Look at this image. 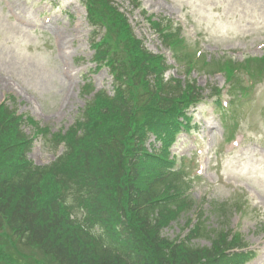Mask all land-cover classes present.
Returning a JSON list of instances; mask_svg holds the SVG:
<instances>
[{
  "label": "rangeland",
  "instance_id": "1",
  "mask_svg": "<svg viewBox=\"0 0 264 264\" xmlns=\"http://www.w3.org/2000/svg\"><path fill=\"white\" fill-rule=\"evenodd\" d=\"M140 3L149 15L170 19L181 27L189 52L194 51L196 58L199 54L206 58L228 56L240 62L248 56H261L264 51V0ZM126 5L128 2L123 9ZM85 18L84 8L76 0H0V103L9 104L14 99L19 114L53 130L69 126L82 107V75L87 74L96 89L110 92L107 70L94 73L90 64L92 52ZM130 21L135 35L143 39L149 51L170 56L140 10L132 11ZM168 62L175 66L171 57ZM176 70L175 66L167 75L174 73V77L183 79ZM239 77L244 85L251 84L245 70ZM191 78L206 89V96L208 87L219 89L225 85L219 71H194ZM221 101L228 102L223 108L230 111L232 100L225 90ZM239 101L238 126L230 143L225 141V131L233 121H224L225 113L216 107L215 99L206 98L193 111L191 131L180 135L173 152L187 163L193 178L188 194L195 207L190 218L200 220L203 212L208 218L206 225H226L240 232L257 253L248 264H264V79L252 85L250 94ZM54 155L46 143L38 141L29 157L35 164H47ZM200 165L206 168L201 175L197 172ZM215 207H223L224 214L220 216ZM185 233L175 224L164 231L170 239ZM192 243L209 244L205 239ZM0 259L12 264H52L39 261L35 251L18 246L6 229L0 231Z\"/></svg>",
  "mask_w": 264,
  "mask_h": 264
},
{
  "label": "trees",
  "instance_id": "2",
  "mask_svg": "<svg viewBox=\"0 0 264 264\" xmlns=\"http://www.w3.org/2000/svg\"><path fill=\"white\" fill-rule=\"evenodd\" d=\"M89 4V14L105 29L104 37L94 44L97 62L108 60L112 66L118 54L116 50L125 51L127 58L123 63L127 65L124 73H137V78H145L146 73L160 74L163 65L160 60L147 55L133 38L126 19L115 12L106 0H86ZM112 40V42H110ZM118 45L116 50L110 44ZM135 49V50H134ZM138 60H134V55ZM137 63V65H136ZM114 70V69H113ZM121 73V72H120ZM165 87L161 86V89ZM193 90L194 88L191 87ZM191 88L185 92L178 85L171 87L172 91L181 96H193ZM99 95L84 113V122L80 123L79 131L89 135L94 133L100 125L99 104L105 107L103 96ZM97 100V101H95ZM114 105V115L118 112L130 111L127 102ZM174 116V115H173ZM161 118L159 123L155 108L143 116L148 120L151 131L161 133L176 131L180 123L174 117ZM21 120L5 106H0V229L7 228L19 241L22 248H37L45 256H52L55 264H243L252 254L240 252L227 254L232 249H243L244 245L238 236L230 238L226 229L207 228L196 225L186 236L187 242H177L160 235L162 228L169 225L170 220L178 223L182 216L179 214L185 209L184 200L178 199L180 188L172 184L171 179H154L151 183L145 182L140 192V199L146 208V214L151 221H76L62 201L55 200L54 193L49 191V185L37 191L38 184L46 178L52 183H60L61 171L66 160H59L52 167L32 168L21 159L28 149L27 136L21 130ZM66 146L72 152L77 142L76 131L71 130L65 137ZM21 156L14 164V157ZM93 160V162H89ZM96 161L93 157L83 160L92 169ZM119 163V161H117ZM8 164H13L10 167ZM16 170V176H7L10 170ZM51 183V184H52ZM164 188L167 191H161ZM173 191H170L172 190ZM166 195H168L166 197ZM165 197V199H162ZM156 204L153 205V200ZM162 202L163 200H167ZM106 210L96 215L102 220ZM72 218V219H71ZM168 220V221H167ZM133 225L131 228L130 226ZM178 225V224H176ZM202 236L209 240V247H198L189 244V241ZM50 258V257H49ZM53 260V259H52Z\"/></svg>",
  "mask_w": 264,
  "mask_h": 264
}]
</instances>
